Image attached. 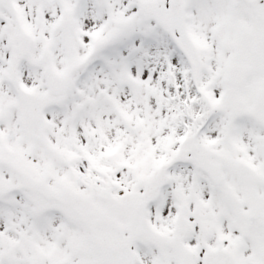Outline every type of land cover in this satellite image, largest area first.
<instances>
[{
	"label": "rangeland",
	"instance_id": "374dc122",
	"mask_svg": "<svg viewBox=\"0 0 264 264\" xmlns=\"http://www.w3.org/2000/svg\"><path fill=\"white\" fill-rule=\"evenodd\" d=\"M143 1L166 4L0 0V264H175L166 241L205 248L202 225L218 247L239 243V211L264 213V64L219 36L199 44L192 10L208 12L196 0H183L186 25L174 33L143 15ZM16 35L30 42L23 57ZM235 62L255 68L240 89L226 83ZM51 77L70 79L64 94L48 95ZM237 163L259 180L243 181ZM114 240L118 255L107 252Z\"/></svg>",
	"mask_w": 264,
	"mask_h": 264
},
{
	"label": "flooded vegetation",
	"instance_id": "af4514ba",
	"mask_svg": "<svg viewBox=\"0 0 264 264\" xmlns=\"http://www.w3.org/2000/svg\"><path fill=\"white\" fill-rule=\"evenodd\" d=\"M196 5L207 8L208 12V16H205L201 14V11L194 8L192 10L195 32L202 40H198L199 44L208 45L215 36H219L227 49L230 48L229 45L239 50H242L244 46L251 48L256 59L264 64V0H196ZM143 15L150 18L144 13ZM237 64L238 62L234 63V65ZM239 177L243 181H249L247 175ZM231 203L235 208L239 206L238 201ZM247 212L256 215L264 214L255 211ZM207 216L213 218V212H208ZM240 224L244 234L239 243L225 238L222 241L224 246L218 247V244L214 242L213 233L208 231L207 236L203 238L205 248H203L204 242L198 244L194 238L188 242L172 241L173 246L170 250L179 253L175 264H182L185 257L191 264H204L206 255L214 251L231 254L236 264H264V226L251 228L241 219Z\"/></svg>",
	"mask_w": 264,
	"mask_h": 264
},
{
	"label": "water",
	"instance_id": "95a60500",
	"mask_svg": "<svg viewBox=\"0 0 264 264\" xmlns=\"http://www.w3.org/2000/svg\"><path fill=\"white\" fill-rule=\"evenodd\" d=\"M143 11L152 15L153 19L163 27H166L169 31L178 30L183 27V15H184V4L181 0H169L167 8H158L157 5L145 2L142 4ZM63 33L68 35L70 31V26L68 23H63L61 26ZM15 40L18 44V47L15 49L21 56H24L29 49V40L25 35H18L15 37ZM254 69L247 66H235L229 70L227 83L233 87L239 88L244 84L245 79L253 73ZM49 84V94L50 95H60L64 93L69 85V80L67 78L58 79L52 77L48 80ZM260 105L264 107V91L261 92L259 96ZM28 120L30 123H34L35 120L32 118L31 114H27ZM184 156L180 155L175 160L168 163L166 169H169L176 162L183 161ZM236 170L240 173H244V167L242 165H238ZM250 179L254 180V177L250 175ZM225 195L231 198L229 192H225ZM115 208H119V205H115ZM145 209V204L141 203L137 207V211H143ZM244 217L251 226H256L257 224H263V217L257 216H248L245 214L241 215ZM141 231L136 233V236H140ZM121 249V244L118 242H112L108 251L113 253L115 251H119ZM220 261V262H219ZM232 258L229 255H222L221 253H212L207 258L205 264H234ZM183 264H190L186 259H184Z\"/></svg>",
	"mask_w": 264,
	"mask_h": 264
},
{
	"label": "bare ground",
	"instance_id": "6f19581e",
	"mask_svg": "<svg viewBox=\"0 0 264 264\" xmlns=\"http://www.w3.org/2000/svg\"><path fill=\"white\" fill-rule=\"evenodd\" d=\"M66 140H67V138L66 139H59L60 147H63V145L67 142ZM61 149L63 150V148H61Z\"/></svg>",
	"mask_w": 264,
	"mask_h": 264
}]
</instances>
